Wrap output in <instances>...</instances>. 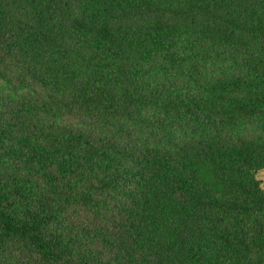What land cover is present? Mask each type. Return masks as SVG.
<instances>
[{
    "label": "trees",
    "instance_id": "obj_1",
    "mask_svg": "<svg viewBox=\"0 0 264 264\" xmlns=\"http://www.w3.org/2000/svg\"><path fill=\"white\" fill-rule=\"evenodd\" d=\"M264 0H0V264H264Z\"/></svg>",
    "mask_w": 264,
    "mask_h": 264
},
{
    "label": "rangeland",
    "instance_id": "obj_2",
    "mask_svg": "<svg viewBox=\"0 0 264 264\" xmlns=\"http://www.w3.org/2000/svg\"><path fill=\"white\" fill-rule=\"evenodd\" d=\"M257 178L260 180L261 184L264 185V171L259 172Z\"/></svg>",
    "mask_w": 264,
    "mask_h": 264
}]
</instances>
